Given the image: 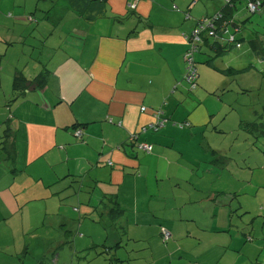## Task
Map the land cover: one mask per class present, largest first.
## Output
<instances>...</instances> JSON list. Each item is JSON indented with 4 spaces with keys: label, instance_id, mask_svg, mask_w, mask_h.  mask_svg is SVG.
Segmentation results:
<instances>
[{
    "label": "crops",
    "instance_id": "0c3cea01",
    "mask_svg": "<svg viewBox=\"0 0 264 264\" xmlns=\"http://www.w3.org/2000/svg\"><path fill=\"white\" fill-rule=\"evenodd\" d=\"M48 1L42 8L36 4V9H32L34 5H23L22 0H0V142L3 143L0 165L9 169L3 160L4 153L13 160L19 154L24 163L34 158L36 153L39 157H46L49 162H53L52 157L59 163L66 162L65 168L79 182L81 190L86 187L92 188L94 192L101 191L98 192L99 203L91 198V194L87 203H81L80 209L85 213L79 215L80 220L94 216L98 209L102 210L99 220H111L107 213L111 205L123 209V215L117 223L111 220L120 235L114 233L113 241L105 242L111 243V247L105 246L115 249L114 255L122 250L123 239L127 236L128 240H134L138 245V249L131 248L132 254L143 249L149 251L146 259L154 260L147 264H168L166 258L169 256L172 257V264H205V257L209 263L213 261L215 264H221L222 260L223 264H264V192L263 197L260 196L264 182L256 187L252 180L253 169L264 168V152L253 154L252 161L246 158L245 164L251 174L247 184L254 190L255 207L245 206L239 197L244 192L242 184L245 181V168L236 165V171L231 168L227 170L225 166L235 160L230 156L231 153L228 154L227 148L220 145L214 149V164L207 161L210 165L206 166L203 173L198 171L195 174L192 170H188V173L203 182L206 174H211L212 170L222 175L228 171L233 177L232 184L228 186L230 194L223 191L222 198H234L210 204L207 212L210 211L211 219L201 217L204 221L200 222L197 214L194 217L191 214L190 219L197 223V227L189 230L186 237L177 235L170 251L158 242L162 239V219L155 217L154 220L150 216L151 212L158 214L157 209H152V196L165 192L157 180L162 175L161 171L174 175L181 168L177 164L173 170L169 161L164 168V161L169 160L168 157L188 161L185 155L189 152L187 154L174 149L176 135H184L188 140L197 139L196 130L190 132L188 127L205 130L206 126L214 122L216 113L206 105L203 93L198 88L191 92L183 82L186 71L184 55L189 48L187 36L197 21L217 12L224 0H63L67 4L56 14L52 12V0ZM235 2L232 8L233 26L238 31L248 33V42L253 49L252 38L260 36L264 41V12L252 15L247 11L245 0ZM8 12H13L10 15L12 18H9ZM36 14L41 17L34 19ZM41 22L45 25L39 28ZM245 27L248 29L243 30ZM52 29L60 32V38L53 44L50 39ZM40 31L47 36L38 39ZM35 40L45 46H58L59 53L52 55L50 62V55L43 60L32 59L33 63L23 59L18 46L22 44L24 46L20 48L30 52L31 48L35 49L32 45ZM215 44V40L210 39L204 45L215 48ZM207 56L206 61H217V58L209 54ZM228 66L235 68L232 63ZM42 73L46 80L41 87L15 90L14 78L17 74L32 79ZM208 81L210 79L202 74L201 82L207 90L210 88L207 86ZM261 82L264 87V79ZM227 83L225 79V85ZM219 88L213 93L216 94ZM142 107H146V110L143 111ZM27 109L31 119L22 115V110ZM160 109L164 112L162 117L166 120L165 126L157 132H144V128L149 130L150 125L156 123L158 119L154 110ZM257 113L260 114V111L256 110ZM259 114L247 119L238 118V128L247 136L243 138L239 130L232 129L236 142L249 140L251 129L257 130L259 126L256 123L260 120L263 122H260V126H263L260 136H264V115ZM186 123L190 125L180 128V124ZM24 124L37 126L43 140L40 146L26 149L23 146L27 143L19 145V140L28 142L32 137V131L26 132ZM80 128L83 132L79 136L76 130ZM139 134L141 136L137 144L152 143V151L137 146L144 151H137L139 148L134 147L129 155L124 148L129 146L130 138ZM260 145L264 151L263 140ZM58 146L61 149L59 154ZM203 151L205 154L198 155V159L207 157L208 150ZM238 153L244 152L240 150ZM254 158H257V162L253 161ZM196 159L197 156L193 158ZM152 172L155 190H152L154 185L150 179ZM9 175V171H5L3 177ZM204 188L196 182L190 183V201H204L205 194L200 197ZM4 190L5 187L1 186L0 193L5 194L2 197L10 201L12 210L6 211L0 206V218L7 219L17 211V206ZM177 199L183 200L184 197L178 196ZM146 202L147 209L144 210ZM236 202H239L238 206ZM228 205L233 210L247 208V212L253 215L252 220H244L251 216L249 214L240 215L241 220H233L235 215L238 217V211L231 214L229 219L228 213H225ZM128 206L134 210H129ZM259 207L263 208L260 211L262 215L257 213L254 216ZM220 210L223 211V217L222 222L218 223ZM69 213L62 211L61 220H66ZM128 213H135L134 220H129ZM177 220L169 229L172 230L173 238L179 226L184 225L180 219ZM9 224L6 220H0V241H5L8 248L12 247L10 242L22 247L18 238L12 240L14 229L7 238H2V226ZM2 248L0 245V254L10 255Z\"/></svg>",
    "mask_w": 264,
    "mask_h": 264
},
{
    "label": "rangeland",
    "instance_id": "374dc122",
    "mask_svg": "<svg viewBox=\"0 0 264 264\" xmlns=\"http://www.w3.org/2000/svg\"><path fill=\"white\" fill-rule=\"evenodd\" d=\"M226 1L227 0H224V3ZM64 2L63 0H52L53 14L58 13L59 10L67 4ZM21 3L30 7L34 5L32 9H36V4H39V8H42V6L45 3L48 4L49 1L35 0L33 2V0H22ZM247 11L252 15L259 14L257 12L252 13L248 8ZM215 12L210 14H214ZM10 13L11 12H8V15L12 16L13 12ZM11 16L9 18H12ZM36 17L41 16L36 14L34 19H36ZM43 25L45 24L41 22L39 28ZM246 29H248V27L243 28V30ZM52 33V38L50 39L53 44L55 40L60 38V32L52 29ZM45 35L47 36L43 31H40L37 38L40 39L41 36L44 37ZM247 36L248 33H244V31L236 33V39H241L244 45L243 48L240 49L232 47L227 51L220 52L216 47L211 48L210 46L202 44V52L198 50L195 53L196 66L198 67V90L205 96L206 105L212 111H215L216 114L213 116L214 122L208 127L206 126L205 130L202 128L196 129V127H188L190 132L196 130L197 139L188 140L184 135H176L177 138L174 143V149L177 152L184 151L187 154L189 152V156L185 155V157L190 162L186 159L177 160L173 157H168L169 160L164 161V168L167 167V161L172 163L171 168L173 170H175V165L179 164L181 166L179 173L168 175L165 171H161L162 175L157 178L165 192L161 191L162 193H154L152 196V209H157L158 214L151 212V219L155 217L162 219L164 225L160 227V230H162L163 227L167 230L172 229L173 224L178 221L177 219H180V222L184 224L181 227L179 226L175 238H173L174 235L172 230H169L172 234L169 241L166 242L163 239L158 241L165 250H171V245L176 243L173 241L177 240V235L180 234L186 237L189 230L197 227V223L190 219L191 214H193V217L194 214H197L198 221L200 222L204 221L201 217L211 219L210 211L207 212L210 204H214L222 199L231 201L230 199L234 198V196L222 198L224 195L223 191H227L228 195L230 194L228 186L232 184L233 177L229 175L228 171L222 175L221 172L214 173V170H212L213 172H211V174H206V178L203 182L198 181L196 176H192L191 173H188V170L194 171L195 174H198V171L203 173V171L207 169L206 166L209 167L210 164H214V149L219 148L220 145H222V148L226 147L229 152L228 154L231 153L230 156H233L232 159L235 160L231 165H227L228 167L225 166L227 170L231 168V170L236 171V165H242V167L245 168V181L242 184L244 186V192L239 196L243 199L244 205L253 208L257 203L253 199L254 190L247 184V179L251 177V174L245 164L246 158L252 161L253 154H263L264 151L261 149L260 141H264V136H260L255 140L253 131H250L249 140H244V142L239 140L236 142V135L231 132L232 129L239 130V125L237 124L238 118L244 117L245 119L246 117H255V115L259 114H256V110H259L260 114L262 113V115H264V87L261 86V80L264 79V61H261L253 51ZM32 45L35 46V49L31 48L30 52L25 48H20V46L24 45L21 44L18 46L20 56L31 63H33V60L47 59L48 55H50L48 60V62H50L52 55L54 56L56 52L59 53L57 50L58 46L56 45L45 46L42 42L37 40H35ZM205 50L207 51L204 52ZM207 54L213 58L216 57L217 61H206L209 57ZM230 63H232L235 69L243 70L229 74L226 70L230 68L228 66ZM31 65L32 64H30V66ZM249 65H252V67ZM202 74L203 76L205 75L206 79H210V81L207 82V86L210 87L209 90H207L201 82ZM224 78L228 80L227 85H225ZM230 87L232 88L230 89ZM217 88L219 89L216 90V94H214L213 91ZM204 91L208 94L207 98V94L204 93ZM24 110H22V115L25 118L28 117V119H31V114L28 109L26 111ZM24 127L26 132L29 133V131H32V137L31 140L28 141L30 143L19 140V145L23 146L22 143H27L23 146L26 149L40 146L43 140L38 134L39 129L37 126L35 124H29V126L28 124H24ZM180 128L183 127L180 126ZM225 129L227 130L225 131ZM239 132L240 136L243 138L247 136L245 132L240 130ZM250 136L253 137V139ZM197 141H199V144H197ZM2 144L3 143L0 142V147ZM1 149L2 147L0 148V154L2 155ZM204 149L206 151L208 150L207 157L198 159V155L202 153L205 154L203 151ZM60 150V146H58V154ZM71 150H74V148ZM136 150L140 152L144 151L140 148ZM240 150L244 153H238ZM174 154L176 153L174 152ZM195 156H197V159L193 160ZM3 157L9 169L6 170L0 165V176H2L0 177V187L4 186L6 194L13 198L17 206V211L7 219L0 218V220H6V222L10 223L9 225L2 226L1 235L2 238H7L8 233L14 229L15 232L12 236V240L18 238V243L22 244V247L17 246L15 242H10L12 247L8 248L6 242L1 240L0 245L3 247L2 251L10 255L0 254V264H128L132 262V260L134 262L135 260L133 258L137 257L140 258L138 264L153 262L154 259L150 261L146 259L149 256H146V253H149L146 249L136 251V253L132 254V251H130L131 248L135 247L138 249V245L134 243V240H128L127 236L124 237V245L117 255H114L115 249L111 250V248H107L111 247V243L106 244L105 242H112L114 233L119 236L120 232L111 224V220H99L101 209H98L94 213V216H87L80 220L79 215L85 213L80 209L81 203H87L90 194L91 198L98 202L100 198L98 192L101 191L96 190L94 192L92 188L88 189L86 187L81 190L79 182L75 181V178H72L73 174H69L68 170L65 168L67 167L66 162L59 163L52 156L53 162H49L46 157H39L38 153L26 163L22 162V158L19 154L15 160L8 158L6 153H4ZM58 161L62 160L59 159ZM207 161H209L210 164H207ZM253 161L257 162V158H254ZM149 164H152V162H149ZM5 171H9L10 175L3 177ZM253 171L252 180L257 187V185H261V183L264 182V168H254ZM150 179L153 182L152 185H154V189L152 190H155L156 183L153 178V172L150 175ZM188 180H190V182ZM193 182L205 187L202 189L200 195V197H203L205 194V200L201 201V203H193L189 199L188 189L190 183ZM209 189L211 190L208 192ZM263 192L264 189L261 191V197H263ZM3 195L5 194L0 193V206L6 211H11L12 209L9 206L10 201L2 197ZM178 196H182L184 199L178 200ZM238 203L239 202H236V206L239 205ZM146 205L147 202L145 203L144 210L147 209ZM128 209L131 211L134 210L133 207L129 206ZM261 210H263V208L259 207V211L254 213V216L257 213L261 214ZM62 211L70 212L66 220H61ZM215 211L219 212V210ZM237 211L238 217L235 215L233 220H241L240 215L249 214L247 208L233 210L230 208V205L226 206L225 213H228L230 219V215L235 214ZM127 215L129 216V220H134L135 213H128ZM249 215L251 216L245 217L244 220H252L253 215ZM222 217L223 211L220 210L217 216V220H219L218 223L222 222ZM132 227L135 226L132 225ZM70 229L73 231H68ZM139 243L141 242H138V244ZM146 243H148V241ZM235 243L236 241L234 244ZM126 245H128L127 249ZM24 247L27 248L23 249ZM16 248H18V250H15ZM203 248L205 249L206 247ZM139 254L141 256H138ZM156 255H159V253ZM118 257H122L126 259V261L124 263L120 262L117 259ZM166 259L168 264H172L171 256ZM191 259L190 257V260ZM204 259L206 260L205 264H215L213 261L209 263L207 257ZM223 263L224 261L222 260L221 264Z\"/></svg>",
    "mask_w": 264,
    "mask_h": 264
},
{
    "label": "trees",
    "instance_id": "16d2710c",
    "mask_svg": "<svg viewBox=\"0 0 264 264\" xmlns=\"http://www.w3.org/2000/svg\"><path fill=\"white\" fill-rule=\"evenodd\" d=\"M93 1H95V0H93ZM99 1L102 2L104 0H99ZM235 1L236 0H230V1L227 0L217 12H215L214 14H208L207 15V17H209V18H214L215 16H218V19L215 22V25H216L215 35L203 38V43L200 44L198 50H201L202 46L204 44H207L210 39L215 40V43H216L215 47L220 52L227 51L232 47H235L238 49L243 47L242 40L236 39V33L240 32V31L236 30V28L233 26V23H232V20H233L232 19L233 18L232 8H234V6H235V3H236ZM246 1H248V0H245V2ZM246 5H247V3H246ZM261 13H263V12H261ZM251 42L253 44V51L256 54L258 51H260L261 54L264 56V41L262 40V38L260 36H257L256 38H252ZM226 71L230 74V73L238 72V71H240V69L229 68ZM45 80H46V78H45V75L43 73L36 76L34 79L33 78L28 79L25 76H23V74H17L14 78V88H15V90L24 91L25 89H29V88L41 87L45 83ZM183 82H185V84L189 88L191 87V84L185 78H184ZM197 88H198V86H196V88H191L189 90L193 91ZM163 114H164V112H163ZM260 122H262V121L260 120ZM260 122L256 123V125L259 126V127H257V130L253 131V129H251V131H253V134H254L253 137L255 140H257L261 135L260 133H262L261 131H262L263 126H260L261 125ZM165 124H166V121H165ZM165 124L163 126H165ZM185 125H188V124L187 123L186 124H180L181 127H184ZM163 126L158 128V130L162 129ZM147 128H149V127H147ZM158 130L149 129V130H147V132L148 133L149 132H157ZM257 131H259L260 133ZM140 136H141V134L138 135V138H140ZM138 138L137 139L130 138L131 140H128V141H130L128 143V145H129L128 147H132L133 150L135 149L134 147L139 148V147H137V146H139L137 144ZM151 145H153V144L151 143ZM114 204H116V203H114ZM107 213L110 216L111 220L113 222L117 223L118 220L123 215V209L116 206V205H111L109 210L107 211ZM116 223H114V224L116 226H118L119 224H116ZM162 231H163V229L161 230V234H162ZM162 239L166 242L169 241V239L168 240L164 239L163 234H162ZM61 246H63V245H61ZM117 259H118V261L123 262V263L126 261V259H124L122 257H118ZM133 259L135 261L133 262V260H132V262H129L128 264H138L139 263V259H140L139 257L133 258ZM254 264H257V263H254Z\"/></svg>",
    "mask_w": 264,
    "mask_h": 264
},
{
    "label": "built area",
    "instance_id": "2783aa9c",
    "mask_svg": "<svg viewBox=\"0 0 264 264\" xmlns=\"http://www.w3.org/2000/svg\"><path fill=\"white\" fill-rule=\"evenodd\" d=\"M230 1V0H228ZM247 8L252 13H261L264 12V0H248ZM218 16L214 18L204 17L197 22L196 26L192 32L187 36V41L189 42V48L186 50L184 58L186 63L185 79L191 84V88H196L197 86V70L195 53L198 51L199 46L203 43V38L215 35L216 25ZM142 110H146V107H142ZM154 115L158 119L156 123H152L150 129L158 130L161 126L165 124V118H162L163 110H154ZM112 120V118H110ZM149 126V127H150ZM146 132V128L143 130ZM83 132L82 128L77 129V135H81ZM138 135L133 136L132 139H137ZM140 148L145 149L146 151H151L153 145L148 143H143L139 146ZM163 237L165 240H168L171 237V232L166 228H163L162 231Z\"/></svg>",
    "mask_w": 264,
    "mask_h": 264
},
{
    "label": "water",
    "instance_id": "95a60500",
    "mask_svg": "<svg viewBox=\"0 0 264 264\" xmlns=\"http://www.w3.org/2000/svg\"><path fill=\"white\" fill-rule=\"evenodd\" d=\"M257 56L260 58L261 61H264V56L261 54L260 51L257 52ZM124 149L129 155H131L134 151L132 147H125Z\"/></svg>",
    "mask_w": 264,
    "mask_h": 264
}]
</instances>
